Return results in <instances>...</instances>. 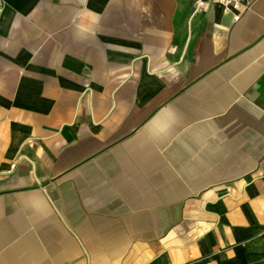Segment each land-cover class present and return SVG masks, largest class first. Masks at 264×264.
Wrapping results in <instances>:
<instances>
[{
  "label": "crops",
  "instance_id": "crops-1",
  "mask_svg": "<svg viewBox=\"0 0 264 264\" xmlns=\"http://www.w3.org/2000/svg\"><path fill=\"white\" fill-rule=\"evenodd\" d=\"M245 1L0 0V264H264Z\"/></svg>",
  "mask_w": 264,
  "mask_h": 264
},
{
  "label": "built area",
  "instance_id": "built-area-1",
  "mask_svg": "<svg viewBox=\"0 0 264 264\" xmlns=\"http://www.w3.org/2000/svg\"><path fill=\"white\" fill-rule=\"evenodd\" d=\"M214 5L220 6L224 12L233 13L235 22L241 19L242 11L247 8L245 0H195V12L207 10Z\"/></svg>",
  "mask_w": 264,
  "mask_h": 264
}]
</instances>
